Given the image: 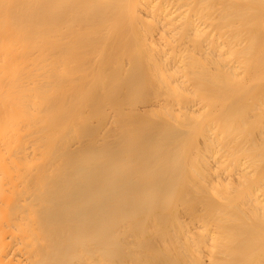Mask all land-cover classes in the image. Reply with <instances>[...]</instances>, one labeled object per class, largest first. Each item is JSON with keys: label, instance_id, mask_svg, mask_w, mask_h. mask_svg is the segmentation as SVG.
Wrapping results in <instances>:
<instances>
[{"label": "bare ground", "instance_id": "6f19581e", "mask_svg": "<svg viewBox=\"0 0 264 264\" xmlns=\"http://www.w3.org/2000/svg\"><path fill=\"white\" fill-rule=\"evenodd\" d=\"M0 264H264V0H0Z\"/></svg>", "mask_w": 264, "mask_h": 264}]
</instances>
